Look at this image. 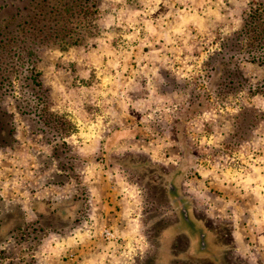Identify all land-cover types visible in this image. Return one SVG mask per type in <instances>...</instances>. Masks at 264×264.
Wrapping results in <instances>:
<instances>
[{
	"label": "rangeland",
	"instance_id": "rangeland-1",
	"mask_svg": "<svg viewBox=\"0 0 264 264\" xmlns=\"http://www.w3.org/2000/svg\"><path fill=\"white\" fill-rule=\"evenodd\" d=\"M261 1L102 0L93 32L45 48L35 59L49 91L50 121L19 116L12 102L3 104L15 113L16 142L0 146V207L32 209L31 202L40 197L77 195L74 175L95 200L91 183L114 185L117 176L131 191L137 225L159 218L141 231L142 241L138 234L140 250L145 238L152 244L146 251L154 250L145 264H228L220 233L193 218L178 224L175 213L189 211L215 226L211 214L234 216L242 205L246 228L257 227L262 242H250L254 248L246 256L233 238L230 242L240 260L264 264V248L258 249L264 246V96L255 92L264 80V65L240 64L243 88L213 78L212 70L223 42L242 28L251 3ZM46 121L59 127L57 135L41 132ZM118 132L131 134L116 139L118 151L111 152ZM58 136L69 144L66 154L54 151ZM132 155L131 163L140 169L117 166ZM184 161L191 163L177 182L172 176ZM71 165L75 169L65 173L72 178L68 189L38 191L59 181L60 168ZM149 166L170 173L171 179L149 176ZM172 183L177 190L170 197ZM14 213L6 220L18 217ZM93 223L82 222L71 236L46 239L74 238ZM1 237L0 264L28 246L6 244Z\"/></svg>",
	"mask_w": 264,
	"mask_h": 264
},
{
	"label": "trees",
	"instance_id": "trees-1",
	"mask_svg": "<svg viewBox=\"0 0 264 264\" xmlns=\"http://www.w3.org/2000/svg\"><path fill=\"white\" fill-rule=\"evenodd\" d=\"M101 3L102 0H0L1 147H12L13 143L16 142L14 137L16 130L15 113L19 116L38 117L39 123L44 118L50 121L52 115H48L46 111L49 91L41 79L40 72L37 71V60L35 59L45 48L62 44L67 40L78 39L84 31L88 34L93 32L94 22ZM214 59L216 64L213 65L212 70L216 72L213 78L217 76L226 85L240 88H243L245 83L240 71L242 62L264 65L263 1L251 3L242 28L223 42L221 51L215 54ZM255 92L264 96V80L255 87ZM5 100L13 103L15 113H11L3 105ZM260 117H264V113ZM47 121L43 123L44 129H41V132L57 135L59 127L51 126L50 122ZM54 121L57 120L54 119ZM59 125L63 127L62 124ZM47 129L49 131H46ZM178 136L181 146L184 149L187 148L185 136L182 133H178ZM57 138L54 151L58 154H66L69 144L64 142L65 140L61 136ZM133 158L132 155L126 159L128 162H121L117 166L127 170L140 169L141 165L131 163ZM190 163L191 161H184L181 169L172 176L173 179L178 182ZM149 167L152 168V173L150 171L149 176L157 174L162 181L164 178L171 179L170 173L164 175L162 170H158L156 166ZM73 169H75L73 165L64 169L61 167L59 172L63 174L58 176L59 181H49L47 184L41 185L38 191H44L53 186L57 188L55 190L59 194L60 190L68 189L72 178L66 176L65 173L68 170L72 172ZM74 177L77 181L76 188L79 189L77 195H74L73 192L65 199L60 198L59 195L57 197L55 195L40 197L31 202L32 209H28L26 206L21 207L18 204L11 207L6 206L4 209L0 207V236H3L1 242L7 244L10 240L16 245L28 243L27 248L19 251L14 258L13 256L3 258L5 260L3 264H41L39 253L43 251V246L49 239H46L47 237H51V235L71 236L77 227L81 226L82 222L84 225L89 224L93 214V198L83 182L79 180V176L74 175ZM176 186L173 183L169 184L167 194L169 195L172 190L176 191ZM14 212L18 213V217L6 220ZM190 213L189 211L179 212L180 217L189 222ZM158 219L157 216L153 218V220ZM153 220L147 225L143 224L145 226L143 231L153 228L155 225ZM156 231L152 235L151 241L154 239ZM220 232H224V230L221 228ZM221 237L227 244L228 264H251L237 257L230 242L231 237L223 234ZM146 240L149 242L147 238ZM149 243L152 245L151 242ZM4 250L6 249H2L1 255H5ZM153 252L154 250H149L138 255L137 264H145Z\"/></svg>",
	"mask_w": 264,
	"mask_h": 264
},
{
	"label": "crops",
	"instance_id": "crops-1",
	"mask_svg": "<svg viewBox=\"0 0 264 264\" xmlns=\"http://www.w3.org/2000/svg\"><path fill=\"white\" fill-rule=\"evenodd\" d=\"M123 134L118 132L114 136L113 141L109 145L113 148L111 152L118 151L116 148L119 142H116V139L122 136H129L131 133ZM173 153L177 154L176 151ZM115 180H117L118 184L115 183L113 185L110 181L107 183L102 181L100 185L93 186L91 183L94 194L97 191L95 200H93L95 208H93L92 219L94 223L88 227L89 229L79 232L74 238H64L63 240L56 237L54 239L49 238L42 249L43 251L39 253L41 264H137V256L145 253L147 250L146 246H149L150 243L145 238V248L142 247L143 249L140 250L142 245H138V242L142 241V237H144L141 231L145 230V226L143 224L141 226L137 225L134 214L135 201L130 197L132 196L131 191L117 179V176L113 177L112 181L115 182ZM123 190H127V195L124 196ZM215 207H213L212 211L216 210ZM176 214L179 224L183 219L178 211ZM225 214L218 216L211 214L208 217L211 220H209L210 222H214L215 227H213L212 223L207 224L204 218L197 217L192 213H190L189 219L198 220L207 228L212 226L213 230L221 233L220 235L223 234L233 238V242L239 244L237 249L242 255L246 256L245 252H249L254 248V246L250 245V242H262L260 239L261 234L255 233L259 229L252 227L253 231H248L244 224L248 216H246V211L243 210V205L242 212L236 211L234 216ZM217 217L225 219H218ZM187 222L189 221L187 220ZM221 228L224 232H220ZM104 230L113 231L115 240L106 242L102 238ZM138 234L141 237L140 240ZM249 236H254V238L250 240ZM225 245L227 246L226 243ZM263 248L264 246L258 249L262 251Z\"/></svg>",
	"mask_w": 264,
	"mask_h": 264
},
{
	"label": "built area",
	"instance_id": "built-area-1",
	"mask_svg": "<svg viewBox=\"0 0 264 264\" xmlns=\"http://www.w3.org/2000/svg\"><path fill=\"white\" fill-rule=\"evenodd\" d=\"M102 235H103V238L105 240H111V239L115 238L114 233L111 230H104Z\"/></svg>",
	"mask_w": 264,
	"mask_h": 264
}]
</instances>
